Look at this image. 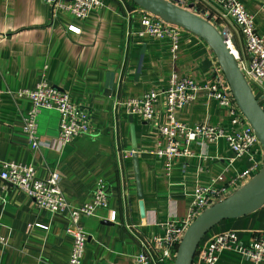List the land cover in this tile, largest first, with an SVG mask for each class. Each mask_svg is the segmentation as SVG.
<instances>
[{
  "label": "crops",
  "instance_id": "crops-1",
  "mask_svg": "<svg viewBox=\"0 0 264 264\" xmlns=\"http://www.w3.org/2000/svg\"><path fill=\"white\" fill-rule=\"evenodd\" d=\"M170 1L230 32L235 49L246 57L238 27L210 0ZM239 1L264 37V0ZM105 2L82 20L42 0H0V172L4 162L33 164L45 179L57 171L61 190L75 207L92 203L103 180L110 190L109 205L82 219L89 235L82 264H138L141 252L152 253L153 238L165 234L166 223L186 216L197 188H227L230 196L242 186L229 185L252 161L248 155L235 158L224 139H197L190 145L192 154L175 158L167 169L166 158L157 154L166 145L159 131L168 119L164 96L152 121L132 116L126 103L152 90L162 92L173 74L201 86L211 84L220 65L204 40L182 28L176 52L169 38L129 37L140 29L135 4ZM43 75L88 115L91 134L63 146L59 113L43 110L38 118L41 145L34 151L23 134L31 101L19 93L34 89ZM254 93L264 106L262 94ZM176 118L187 127L208 123L226 130L230 121L228 112L205 92ZM124 152H132V157L123 160ZM135 153L145 217L139 206ZM69 222L65 214L39 210L0 178V236L5 240L0 243V264H68L73 248ZM228 231L237 232L239 241L248 245L264 232V207L222 222L202 243ZM217 264L251 263L231 250L221 253Z\"/></svg>",
  "mask_w": 264,
  "mask_h": 264
},
{
  "label": "built area",
  "instance_id": "built-area-1",
  "mask_svg": "<svg viewBox=\"0 0 264 264\" xmlns=\"http://www.w3.org/2000/svg\"><path fill=\"white\" fill-rule=\"evenodd\" d=\"M42 1L82 20L87 19L94 10L106 5L105 0ZM118 1L123 2V0ZM210 1L221 9L224 17L230 18L238 27L246 50L244 58L235 49L233 35L228 31L222 33L241 71L254 89L253 91L262 94L264 98V37L256 29L255 17L239 0ZM134 6L140 29L134 33H128V36L169 38L172 41V52H176L179 47L181 28L166 23L160 17L136 4ZM214 72L212 83L204 86L189 77L173 74L165 90L162 92L149 91L139 98L129 100L126 106L132 116H140L146 121H152L156 115L158 100L164 96L168 119L165 124L159 126V131L166 145L161 146L157 154L166 158L167 169L170 170L175 158L192 154L190 145L193 141L201 139L217 142L224 139L235 158L248 155L252 161L251 166L238 174L229 185L230 188L244 186L264 164V150L254 129L237 105L221 67ZM199 92H205L209 98L217 101L221 108L228 112L230 117L228 130L208 123L187 127L177 120V113L195 101ZM19 96H26L31 101V108L23 120V134L34 151L38 150L41 145L38 118L43 110H54L59 113V142L61 145L73 144L79 138L91 134L88 115L72 102L68 92L50 85L44 75L34 89L23 90ZM131 157L132 152L123 153V160ZM0 178L23 192L39 210L68 216L70 222L67 233L73 239L68 264H82L89 238L82 219L93 216L98 210L108 207L110 190L107 184L100 180L94 191L93 202L75 207L64 196L60 186L61 175L57 171H53L45 179L38 176V171L33 164L4 162L1 164ZM228 191L227 188L216 189L212 186L197 188L192 194V201L186 216L180 220L167 222L164 226L165 234L152 240V253L141 252L137 257L138 264H174L177 250L189 226L206 209L226 199L229 196ZM4 241V238L0 236V243L4 244ZM231 250L242 254L251 264H264V232L255 236L248 245L239 241L235 231L217 234L206 243L200 244L193 264H217L221 253Z\"/></svg>",
  "mask_w": 264,
  "mask_h": 264
},
{
  "label": "water",
  "instance_id": "water-1",
  "mask_svg": "<svg viewBox=\"0 0 264 264\" xmlns=\"http://www.w3.org/2000/svg\"><path fill=\"white\" fill-rule=\"evenodd\" d=\"M166 23L180 27L204 40L225 75L235 101L254 129L264 150V107L241 71L225 35L208 19L170 0H131ZM140 212L146 216L141 192L138 155H133ZM264 207V164L244 186L200 214L187 229L177 250L174 264H193L207 234L224 221L248 216Z\"/></svg>",
  "mask_w": 264,
  "mask_h": 264
},
{
  "label": "trees",
  "instance_id": "trees-1",
  "mask_svg": "<svg viewBox=\"0 0 264 264\" xmlns=\"http://www.w3.org/2000/svg\"><path fill=\"white\" fill-rule=\"evenodd\" d=\"M133 3V2H132ZM189 11H191V10H189ZM263 106V105H262ZM264 107V106H263Z\"/></svg>",
  "mask_w": 264,
  "mask_h": 264
}]
</instances>
